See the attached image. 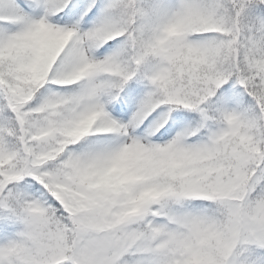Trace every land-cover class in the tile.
Returning <instances> with one entry per match:
<instances>
[{
    "label": "snow or ice",
    "instance_id": "obj_1",
    "mask_svg": "<svg viewBox=\"0 0 264 264\" xmlns=\"http://www.w3.org/2000/svg\"><path fill=\"white\" fill-rule=\"evenodd\" d=\"M0 264H264V0H0Z\"/></svg>",
    "mask_w": 264,
    "mask_h": 264
}]
</instances>
